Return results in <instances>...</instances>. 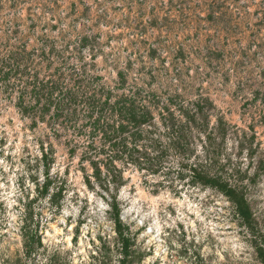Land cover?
<instances>
[{
    "label": "rangeland",
    "instance_id": "1",
    "mask_svg": "<svg viewBox=\"0 0 264 264\" xmlns=\"http://www.w3.org/2000/svg\"><path fill=\"white\" fill-rule=\"evenodd\" d=\"M129 101L166 135L189 124L190 162L245 197L250 223L188 178L118 164L122 185L101 188L91 124L127 122ZM0 264H264V0H0Z\"/></svg>",
    "mask_w": 264,
    "mask_h": 264
},
{
    "label": "trees",
    "instance_id": "2",
    "mask_svg": "<svg viewBox=\"0 0 264 264\" xmlns=\"http://www.w3.org/2000/svg\"><path fill=\"white\" fill-rule=\"evenodd\" d=\"M38 84L41 87V90L39 86L34 87L39 89V91L35 93L40 94L44 91L43 96L48 97V99H46V109H51L53 105L58 106V104H61V102L56 104L52 101V98L54 97L53 84L50 87L47 85V89L44 88V84L41 86V82H38ZM63 94L64 99L65 97L72 95V98H70V101L68 100V103H71V106L73 105L74 110L73 108L70 109V107L67 110L70 109L73 115L77 114V108L81 102L77 95L70 94V92ZM58 96L62 97V94H59ZM81 96L84 98L86 97V102L88 104V97ZM129 102L131 103V112L122 110L125 109L124 105H122L119 110L120 118L125 117L124 119L127 122L124 121L119 126H114L113 128V126L111 127L106 123L101 122L99 117L95 118L93 124H91L94 128L98 125L97 129L102 132L101 143L97 147L92 145L89 146L91 151L96 155L104 156L106 159L105 162H102L104 169L107 171L106 174H104L103 169L99 164L89 162L93 169V178L101 188L105 189L106 192H109L112 185L116 188L122 185V172L124 171L118 166V164L135 167L141 172H147L148 174L151 173L155 176L163 175L165 179H167L166 183L171 182L170 184L177 181L182 182L188 178L191 183L210 186L225 194V196H227L235 205L236 215L241 220L250 223L253 216L245 197L243 195L240 196V194L236 192L231 184L222 178V176H208L207 171L210 167V165H207L208 163L197 161L190 162V157L195 153V149L192 148V145L190 144V136L184 128L188 127L189 124H186V126L183 127L182 124L178 123L175 119L170 120V122L167 123L169 125L166 126V128L170 130V133L166 135L163 131L161 132L157 130L155 119L148 108L145 106L143 108H137L134 101ZM112 108L113 107H111L108 102H102L101 107L97 111L98 116H102L107 110H111ZM116 111H118L117 107ZM188 121L190 122V119ZM147 127L150 130H148ZM95 130L96 129H94V131ZM164 137L169 141L170 146L166 145L167 142H165L166 144L164 143ZM91 144H93V142ZM172 154L175 158L169 159ZM205 167H207V170ZM86 182L88 186H91L92 182L90 178H87ZM163 183L165 182H162L160 185L163 186ZM50 184L51 181L47 176V180H45L43 184L42 196L48 192ZM59 194H61L60 189L53 195L52 199L56 200ZM115 198L116 197H113L111 194L110 202H112V210L115 212V223L118 228L117 232L121 238L122 252L124 255L122 261L125 263L128 262L131 257V239L124 234V231H122L124 226L120 220L119 206Z\"/></svg>",
    "mask_w": 264,
    "mask_h": 264
}]
</instances>
